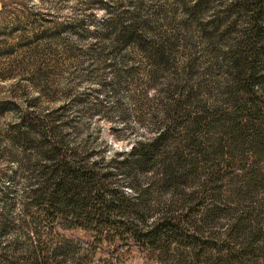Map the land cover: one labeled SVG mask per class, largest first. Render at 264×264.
Here are the masks:
<instances>
[{
    "label": "rangeland",
    "instance_id": "rangeland-1",
    "mask_svg": "<svg viewBox=\"0 0 264 264\" xmlns=\"http://www.w3.org/2000/svg\"><path fill=\"white\" fill-rule=\"evenodd\" d=\"M244 3L0 0V264L41 248L47 264H216L225 249L248 253L233 264H264V83L247 143L225 132L246 123L231 92ZM119 17L146 39L118 41ZM50 157L93 166L138 227L186 210L181 226L205 252L125 227L51 226L32 197Z\"/></svg>",
    "mask_w": 264,
    "mask_h": 264
},
{
    "label": "trees",
    "instance_id": "trees-1",
    "mask_svg": "<svg viewBox=\"0 0 264 264\" xmlns=\"http://www.w3.org/2000/svg\"><path fill=\"white\" fill-rule=\"evenodd\" d=\"M244 10L247 12V24L240 30L234 43L237 54L232 60L233 85L231 87L233 90L231 92L234 95L233 102L236 110H241V118L246 123H233L225 131L226 135L230 136L228 140L231 145L234 144V141H237L239 145L246 144L247 133L250 134L256 128L255 119L257 121L259 117H263L261 111L258 110V105L254 103L257 96L254 87L264 83V0H245ZM123 20L119 17L115 24L118 41L137 44L146 39L140 33L138 22L130 19L129 23H126ZM253 137L257 136L253 134ZM52 153L56 154L55 149H52ZM52 157L50 159H53ZM185 161L180 159L178 165L174 166L177 167V170L174 171L183 168ZM46 168L47 171L40 174V184L32 192V197L33 204L38 207L40 215L50 221L51 226L66 220L77 221L74 224L81 225L86 229L88 226H93L94 229L98 227L104 229L106 226L125 227L129 231L130 237L136 240H144L152 245L156 243L166 245L167 240L176 239L192 246L196 258L205 252L204 246L202 249L200 240L203 239L199 237L198 229L195 226L190 229L181 226L183 218L186 219L189 213H186V210L182 209L174 213L164 212L146 227H138L133 221L121 219L115 214L118 210L113 197L117 191L107 188L105 180L93 166L63 158L53 159ZM110 196L112 197L110 198ZM125 206L122 205L123 208ZM191 211L193 210L191 209ZM138 214L140 211H136V215ZM246 224L249 225V221L248 223L243 221L242 225L234 226L239 237L246 234L245 230L248 227ZM232 229L233 225L231 231ZM248 233L253 240V234ZM38 240L40 241L39 238ZM122 240L124 239L122 238ZM218 249L220 250V248ZM55 253L56 250L53 251V254ZM246 253L244 250L233 253V251L225 249L220 253L216 264L241 262L243 255H248ZM28 264H47L46 249L41 248L36 257L28 260Z\"/></svg>",
    "mask_w": 264,
    "mask_h": 264
}]
</instances>
